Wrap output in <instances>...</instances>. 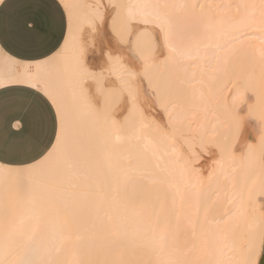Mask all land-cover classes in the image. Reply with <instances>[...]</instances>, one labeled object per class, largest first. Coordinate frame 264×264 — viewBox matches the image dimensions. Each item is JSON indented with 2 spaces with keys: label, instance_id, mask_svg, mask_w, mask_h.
<instances>
[{
  "label": "bare ground",
  "instance_id": "bare-ground-1",
  "mask_svg": "<svg viewBox=\"0 0 264 264\" xmlns=\"http://www.w3.org/2000/svg\"><path fill=\"white\" fill-rule=\"evenodd\" d=\"M70 2L88 4L92 3L93 0H70ZM102 2L107 5L109 0H102ZM124 2L132 4L181 3L186 5L187 7L183 9L167 11L171 15L175 32L181 38V46L189 48L193 52L198 47L202 49L204 45L210 42L213 30L226 29L235 33L237 38L233 43L236 74L212 81L215 83V86L213 84L212 87L210 85L212 83H209L207 78L200 73L198 65L202 64V61L185 60L179 64L172 61L165 62L167 48L164 47L163 33L155 25H149L147 28L140 27L136 25L137 22L139 23V20H137L130 27V30L135 32L132 37L133 50L135 49L138 52L136 48L147 46L149 50L154 48V52H159L161 42L163 50L166 51L165 56H162V62H160L161 58L158 54L160 59L158 58L157 60L159 61L151 60L147 75L143 80L140 77L138 80L136 79L139 87L134 86L138 87L139 91L143 92L145 90L144 92L148 94L146 92L148 88L147 91H150L151 94L154 91H151V89H157L156 84L159 85L158 88L161 86V83H155L159 81V75L163 77L164 74L169 73L164 77L169 76L167 78L170 79L171 84L169 83V86L172 88L169 87V90H167L168 85H165V89L167 91H170V89L181 90L183 87L181 85H185L182 82H185L187 88L182 90L183 93L184 91L186 93L185 96L182 93L181 95L186 97L188 93L191 97L196 98V101L193 102V99H190L191 97L187 94L190 98L187 97L188 100L187 98L185 99L188 101V111L192 110V113L194 111L193 107L197 110L198 106L204 102L211 106L208 102L209 95H207V91L212 90L210 95H212L213 99L210 100L218 97L217 101V98L212 101L214 102V110L212 108L209 111L204 103L207 107V113L208 111L212 112V116L205 114L207 117L200 119V122L198 121L196 125L199 123V126H201L200 130L208 129L206 131L216 134V139L214 137V140H212L218 139L215 144H217L216 148L221 153V156L213 158L214 164L210 165L211 168H207V173H203L202 164L196 159L200 156L195 157L197 152H194V154L191 152V161H194L191 162L188 159L189 154L185 153L186 151H182L184 147H187L184 146L185 140H193L205 134L199 135L198 132L196 134V131H192L194 130L193 126L191 130L193 134H191H196V137L191 136L192 138L188 139L187 136L183 135L185 139L181 137L184 139V142L181 141V145H183L181 149L178 144L173 143L176 139L172 136L173 134L177 136L180 133L185 134L188 130V127L184 126V119H182L183 124H181L185 131L181 127L176 126V128L181 129V132H178V134H171L170 132L168 134L164 129H161L168 134V137L171 135V140L169 137L166 142L167 152L171 154L172 150L175 149L174 158L180 161L182 168L186 166L187 170L183 174L177 170L170 177V184L153 185L152 190L149 191L141 183L140 176L146 169L151 168L156 163V159L151 155L153 147L159 149L157 156H160L165 149V145L161 143V136L156 131V129H160L158 126L161 125L156 121L155 116H151V119L146 117L145 114L148 111L145 110L146 113H144L141 108V105L144 104L142 103L138 106L129 98V101L132 100V103L130 102L132 108L128 104L127 110L132 109L133 112L131 111V113H134V105L138 106V108H135L136 110L140 107L141 113L139 110V114H142L144 123L149 125L148 128L143 130V137L146 138H142L139 141L134 138L136 130L140 127V115L136 117L138 111L135 110L137 112H135V117L138 118L137 121L133 123L136 118L132 117L134 118L132 120L130 116L127 125L123 122L120 124L122 119L119 122L117 117H115L118 121V126L109 130L107 137L113 150V158L119 160L122 171L109 168L108 160L99 146L92 148L90 155L88 154L90 147L96 140V131L85 117L78 126L79 140L85 149V163L79 169L80 175L78 178L72 181L75 187L66 188V182L53 184L46 188L37 187L31 182L27 174L13 175L10 181L0 183V243H4L7 246L6 258L11 260L18 250L26 246L29 238L34 236L41 221L54 215L55 220L65 218L71 220L74 224V248L68 260L90 259L96 264L94 258L100 256L102 260L100 264H185V262L215 264L217 260L232 261L234 264V262L244 258L248 243L255 239L257 246L256 264H260V261L261 264H264V252L260 251L258 243L260 218L264 215V212H262L264 198L252 197L256 189L261 187L264 189V179H262L264 177V154H262L264 123L259 119L260 113L264 111V104L261 103L264 90L260 87L261 81L264 80V58L261 56V53L264 52V9L261 8L262 0H124ZM76 11L85 19L82 25L83 32L85 28H89L87 18L90 15V10L88 8H80ZM112 13V15H115L114 10H112ZM152 26L157 28V30L154 29L156 32L153 31ZM107 27L112 28L110 18ZM111 28H109L110 34H114ZM183 28L185 29L184 31ZM82 32L83 40H86V37L84 38L85 35L91 33L86 31L89 33L86 34L85 32L82 35ZM116 34L115 37L117 38L115 40L120 39L121 35L116 36ZM121 39L126 42L127 46V40L129 39L127 32L123 33ZM211 42L214 43L215 41L211 40ZM140 43L143 44L139 46ZM140 51L141 49H139ZM147 52L149 51L145 50V54ZM128 53L126 52V56ZM135 53L133 55L134 58L138 54L135 55ZM111 54L120 56L115 53ZM142 55H144V52ZM89 60L91 59L89 58ZM123 61L130 66L131 61L129 64L125 60ZM140 64L142 65L141 62ZM143 64L145 66V62ZM15 71V69L6 67L0 62V76ZM19 71H24V69ZM177 80L178 82L179 80L182 81L179 83H182L179 85L181 89L178 87ZM192 82L205 83V88L200 83L192 84ZM154 83L155 87H153ZM226 85L228 86V91ZM248 88L252 90L249 91L247 90ZM135 93H137V90ZM157 93L159 92L157 91ZM161 96L157 98L160 100ZM142 97L144 99L143 94ZM175 99L178 98H173V101L172 99L171 101L174 102ZM164 100L166 99L164 98ZM70 103L71 100L69 99ZM156 104L155 108L158 106ZM161 104H159L160 107ZM171 104L173 105V103ZM172 105L170 106L173 107ZM190 105L193 106L192 109ZM176 108L166 109L168 110L167 112L171 113L169 117L176 120L174 121L175 125H177V117L179 116L180 119L186 113L185 111V113L182 112L184 108H181V111L176 110ZM166 110L163 113L164 115ZM191 112L189 114H192ZM126 113L128 112L125 111L124 116L129 115L130 112L127 115ZM234 116L240 117L238 122L233 118ZM197 117H195V122ZM163 118H166V116ZM166 121H168V118ZM166 121L164 122L166 123ZM155 122H157V125ZM167 125L169 127V124ZM171 127H174L175 130V126L172 125ZM198 127H195V129H198ZM165 129L167 130L168 128ZM169 129L173 130L170 127ZM178 129L177 131H179ZM172 140L173 142H171ZM196 141L199 146L193 143L195 145L194 148L197 146L200 150V143L204 141H201V139L200 142L199 140ZM187 143L186 145H188ZM193 144L191 143V147ZM252 144H254L253 148ZM202 148L204 150V147ZM203 150L201 151L204 154ZM190 151L187 152L190 153ZM192 155L198 164H195L196 161L192 160V158L194 159ZM168 159L169 157L165 156L159 161L161 167L168 163ZM248 173H251L254 178L243 179ZM246 181H248V190L244 191L241 185ZM217 182H219L220 186L218 203L208 209L207 212L203 209L198 211L199 201L197 193L203 191L207 194L210 190L217 188ZM233 184H235V187H233ZM177 188L180 189L181 193H184L183 199L176 194ZM68 193L73 195L69 196ZM241 197L244 198V202L240 204ZM231 199L232 203H227ZM143 203L154 205V208L150 206L146 212H140L141 204ZM241 207L245 212V217L243 219L230 220L229 216L235 217ZM125 208L128 209L126 225L128 235H125L116 226L118 218L124 215L123 210ZM133 211L140 213V216L143 217V223L136 222L132 216ZM21 224L23 225L22 227H20ZM12 225L17 226L18 230L9 235L8 229ZM149 226L154 228L155 237L153 231L149 230ZM161 231L164 232L166 238L163 249H161L158 241V235Z\"/></svg>",
  "mask_w": 264,
  "mask_h": 264
},
{
  "label": "snow or ice",
  "instance_id": "snow-or-ice-1",
  "mask_svg": "<svg viewBox=\"0 0 264 264\" xmlns=\"http://www.w3.org/2000/svg\"><path fill=\"white\" fill-rule=\"evenodd\" d=\"M19 2L20 0H0V62L16 70L0 76V92L15 93L12 104L25 111L27 120L26 125L15 120L9 127L19 131L26 126L27 133L23 137L14 136L10 141L9 147L17 159L9 160L0 156V183L10 181L13 175L27 174L37 187L46 188L65 182L66 188L75 187L72 181L78 178L79 169L85 163V149L78 136V126L85 117L96 131V140L88 154L90 155L92 148L99 146L108 160L109 168L122 171L119 160L113 158L107 132L118 126V121L115 119L116 109L126 104L129 98H135L136 78L138 75L142 80L146 77L151 60L154 58V48L143 55L145 67L140 73L125 64L120 56H113L103 49L101 54L105 57L104 63L100 65L90 63L88 49L91 47L95 50V37L107 28L109 18L113 32L121 36L127 32L129 37L127 47L130 55H134L132 37L135 35L130 27L134 21L139 20L142 27L155 25L163 33L164 47L167 48L165 62L172 61L179 64L185 60L202 61L203 63L198 67L201 75L209 82L236 74L233 42L237 37L234 32L226 29L213 30L210 42L202 49L198 47L195 52L181 46V38L175 32L171 15L167 11L187 7L181 3L132 4L124 0H109L105 5L102 0H93L88 4L72 3L70 0H42L52 21H59L60 36L51 35L46 29L39 27L35 20L17 16L11 31L14 46L18 49L14 50V47L5 40L2 21L5 12L13 10ZM80 8L90 10L87 23L94 37L91 45L86 44L81 36L85 19L76 11ZM261 8L264 9V0ZM112 10L115 11V15H110ZM161 55L164 53L161 52ZM261 56L264 58V52ZM20 69L24 71H19ZM260 87L264 90V80L261 81ZM261 103L264 104V95ZM2 113L3 99L0 98V116ZM131 115L132 113H129L125 116V124ZM233 118L237 122L240 119L239 116ZM177 119L179 120V116ZM259 119L264 123V111L260 113ZM148 127L140 114V127L136 130L134 138L137 141L146 138L143 137V130ZM156 131L161 136V143L165 145V149L160 156H157L159 149L153 147L151 155L156 159V163L140 176L141 183L149 191L152 190L153 185L170 184V177L177 170L181 174L187 170L186 166L182 168L180 161L174 158L175 149L171 154L167 152L168 134L160 129ZM0 150H3V145H0ZM262 154H264V146H262ZM165 156L169 157L168 163L161 167L159 161ZM13 164H19L21 167H12ZM253 178L251 173L243 177L245 180ZM176 194L183 199L184 193H181L179 188ZM68 195L73 194L68 193ZM219 196V182L217 188L207 194L203 191L197 193L199 201L197 210L203 209L207 212L218 203ZM229 203L232 201L230 200ZM150 206L154 208V205L148 203L141 204L140 212H146ZM123 211L124 215L118 218L116 226L128 235L126 231L128 209L125 208ZM132 216L137 223H143V217L139 212L133 211ZM244 217L245 212L241 207L236 216H229V219ZM22 226L21 224L20 227ZM17 230V226H9V235ZM149 230L153 231L155 237L154 228L149 226ZM158 241L163 249L166 243L163 231L159 233ZM258 243L260 251L264 252V215L260 218ZM256 247V240L253 239L247 245L244 258L234 264H256ZM41 249V242L34 241L30 237L23 254L15 260H9L6 258V244L0 243V264H95L90 259L61 261L51 256L42 258ZM215 264H233V262L217 260Z\"/></svg>",
  "mask_w": 264,
  "mask_h": 264
},
{
  "label": "rangeland",
  "instance_id": "rangeland-1",
  "mask_svg": "<svg viewBox=\"0 0 264 264\" xmlns=\"http://www.w3.org/2000/svg\"><path fill=\"white\" fill-rule=\"evenodd\" d=\"M113 13H112V11H110V15H112ZM140 23H136V25L137 26H140V27H142L141 25H139ZM108 28V29H107ZM106 29H103V31H102V33H100L99 35H97L96 37H95V44H96V47H95V50H93L91 47H89V49H88V56H89V58L91 59V60H89V62H92L93 64H96V65H100V64H103L104 63V59H105V57H104V55H102V54H100L101 53V49H106L105 50V52H111V53H115V54H117V55H120V57H122V60H125V62L126 63H130V61H131V63L129 64L130 66H133V68H134V70L135 71H137V73H140V72H142L143 70H144V61H142V60H144L143 59V52H144V55H146L145 54V50H147V51H149V48L146 46V45H143V46H146V47H142V48H136V49H138V52L134 49V51L135 52H137V53H135V55L137 54V57L135 56V58L133 57V55H131L130 56V54L128 53V55L126 56V52H129V49L127 48V46H126V42H124L123 41V39H121L122 38V36L120 37V39H118V40H115L117 37H115V32H114V34H110L111 33V31H109V28H111V27H107ZM152 28H153V31H155V30H157V28L156 27H154V26H152ZM185 28V27H184ZM183 28V31L186 29H184ZM112 29V28H111ZM155 29V30H154ZM85 30L86 31H89V28H85ZM83 31L82 32V35L86 32V31ZM108 30V32H106V31ZM197 30H198V28H197ZM90 32V31H89ZM89 32H86V34L87 33H89ZM156 32V31H155ZM105 33H106V35H105ZM118 34H116V36H117ZM89 36V37H88ZM120 36V35H119ZM86 37V40L84 39L83 41L84 42H86L87 44H89V45H91V43H92V41H93V39H94V37H93V35H92V33H90V34H88V35H85L84 36V38ZM93 37V38H92ZM100 37V38H99ZM107 37V38H106ZM111 37V38H110ZM82 38H83V36H82ZM99 40H98V39ZM107 39V40H106ZM109 40V41H108ZM120 41H122V42H120ZM110 42V43H109ZM120 42V43H119ZM145 43V42H144ZM104 44H106V45H104ZM118 44V45H117ZM123 46H122V45ZM143 43H140L139 44V46L140 45H142ZM114 45V46H113ZM106 46H108V47H106ZM119 48H118V47ZM122 46V47H121ZM160 50H159V52H154V58H153V60L154 61H156L159 57L161 58V60H160V62H162V56H165V54H166V51H164L163 49V47H162V44H161V42H160ZM138 47V46H137ZM162 47V48H161ZM110 48V49H109ZM146 48V49H145ZM124 49V50H123ZM128 49V50H127ZM139 49H141V51L139 52ZM143 49V50H142ZM98 50V51H97ZM103 50V51H104ZM113 50V51H112ZM122 50V51H121ZM161 50H162V52L164 53V55H161ZM121 51V52H120ZM143 51V52H142ZM158 51V50H157ZM142 52V53H141ZM141 53V55H139ZM148 53V52H147ZM123 54V55H122ZM159 55V57H158V55ZM101 55H102V57H101ZM138 56H140V57H138ZM126 57V58H125ZM142 57V58H141ZM124 58V59H123ZM137 58V59H136ZM159 58V59H160ZM164 58V57H163ZM130 59V60H129ZM157 61H159V60H157ZM140 62L142 63V65L140 64ZM99 63V64H98ZM132 64V65H131ZM135 65V66H134ZM141 65V66H140ZM143 66V67H142ZM141 68V69H140ZM163 68V67H162ZM140 71H139V70ZM142 70V71H141ZM161 70H163V69H161ZM160 70V71H161ZM167 71V70H166ZM161 73L163 74V72L161 71ZM160 73V74H161ZM164 73H166V72H164ZM166 74H169V73H166ZM166 74H164V76L166 75ZM163 76V77H164ZM140 76L138 75L137 76V80H138V78H139ZM161 77L160 75H159V81H157V82H155V83H161V86H160V88H158L159 87V85H157L156 84V88L157 89H155V88H153V89H151V91L152 90H154L151 94H150V91H147V89H146V92H148V94L147 93H145L144 91V93L143 92H141V91H139V89H138V87H139V85L137 84V80L135 81V85L136 86H138L137 88H136V90H137V93H135L134 94V96H135V98L134 99H132V98H130V99H132L133 101H134V103L135 104H138V106H140L142 103L144 104V105H146V106H144V105H141V108H142V111L144 112V113H146V111H148L147 113H148V116H147V113L145 114V116L146 117H154V118H156V121L161 125V126H163V128H161V126H158L159 128H160V130L161 129H164L168 134L171 132V134H173V133H177L178 134V132H181L180 130L181 129H183L184 127H183V122H182V119H184L183 121H184V126L185 127H188V130L185 132V134L184 133H180L179 134V136H177L176 134H173V136L172 137H174L175 139H176V141H179V142H173V140L171 141V142H173V143H176V144H178V146L181 148L183 145H181V141L182 142H184V137L185 136H187V138L189 139V138H192L191 136H194V137H196V134H197V132H198V134L200 135V134H205V135H203V136H199L198 138H194L193 140H190L189 139V141H190V144H189V141L188 140H185L186 142H184L185 143V145L184 146H187L185 149L183 148V151L182 152H185V153H188L189 155H188V159H190V161H191V152L194 154V152H197L196 153V155H195V157L197 156V157H199V158H196L197 159V161H199L200 163V165H201V167H202V171H204L203 173H207V168H211V166L214 164V161H213V158H215V157H219V156H221V153L217 150V148H216V146H217V144H215L216 142H218L217 140H215V141H213L214 140V137H215V139H216V134H213V133H211V132H209V131H206V130H208V129H204V130H200V128H201V126H199V123H198V125H196L197 124V122L199 121L200 122V119L202 120V119H204V117H207V116H205V114L206 115H208V114H210V115H208V116H212V112H209V111H211V110H209V109H212L213 107H214V102H212V101H214L216 98V101L218 100V97H215L214 98V100H210V99H213V97H212V95H210V94H212V90L211 91H207V95H209L208 97V102H209V104H211V106L209 105H207L205 102V104L207 105V107H208V113H207V107H206V105L203 103L202 105H200V106H198V108L201 110H199L198 108H197V110H196V108H194L193 106H191L190 108L192 109V107H193V109H194V111H193V113L191 112V111H188V109H189V107H188V98H190L191 97V95H189L188 93V95L190 96V97H188V95L186 94V97H184L185 96V93H186V91H184V93H183V90L185 89L186 90V88H187V84L185 83V82H182L181 80H179V82H178V80H177V83H178V87H179V85H181L182 83H184L185 85H181V87H182V89L181 90H172V89H170V91H167V90H169V83L171 84V81H170V79L169 78H167V77H169V76H166V77ZM180 82H182L181 84H179ZM138 83H139V81H138ZM155 83H154V86L153 87H155ZM163 83H168V84H163ZM196 83H200V82H192V84H196ZM210 83V82H209ZM212 84H210V85H212V87H213V84H214V86H215V83H213V82H211ZM190 84V83H189ZM192 84H191V86H192ZM200 84H202V86L205 88V83H200ZM165 85H168L167 87H168V89L166 90L165 88H166V86ZM210 85H209V87H210ZM163 86V88H161ZM165 86V87H164ZM190 86V85H189ZM177 87V88H178ZM170 88H172V87H170ZM207 88V87H206ZM211 88V87H210ZM209 88V89H210ZM226 88H227V91H228V86L226 85ZM226 88H225V90H226ZM162 89H165V90H162ZM175 89H176V87H175ZM212 89V88H211ZM135 90V91H136ZM156 90V91H155ZM159 92V93H157L156 94V92ZM172 91V92H171ZM182 91V92H181ZM140 93V94H139ZM161 93V94H160ZM175 95H174V94ZM180 93V94H179ZM181 93H182V95H184V96H182L181 95ZM142 94H143V96H144V99H143V97H142ZM155 96H154V95ZM158 94H160V95H158ZM139 95H141V96H139ZM149 95V96H148ZM161 95H163V96H161ZM139 96V97H138ZM158 96H161V98H160V100H159V98H157ZM166 96V97H165ZM169 96V97H168ZM175 96V97H174ZM142 99H141V98ZM152 97V98H151ZM154 97H156V98H154ZM166 99V100H164V98ZM188 97V98H187ZM210 97H212V98H210ZM155 100H154V99ZM168 98H169V100L171 101V99H172V101H173V98H178V99H175L174 100V102H170L169 100H168ZM187 98V100H185ZM161 99H162V101H161ZM181 101H180V100ZM190 99H193L192 101L194 102V101H196V98L195 97H191ZM132 100H130L129 101V99H128V101H127V103L125 104V105H122V106H120V107H118V109H116V113L118 114H116V116L115 117H117V119H118V121L119 120H121V122H120V124L123 122L124 123V118H125V109H128V104H130V107H131V103H132ZM143 100V101H142ZM178 100V101H177ZM210 100V101H209ZM140 101H142V102H140ZM145 101V102H144ZM165 101V102H164ZM131 102V103H130ZM157 104H156V103ZM159 102V103H158ZM180 104H179V103ZM190 102H191V100H190ZM140 103V104H139ZM160 103H162L161 104V107L164 105V107H160ZM171 103H173V105L171 104ZM178 103V104H177ZM155 104H156V108L154 107L155 106ZM166 104V105H165ZM182 104V105H181ZM187 104V105H186ZM170 105H172L173 107H174V109L176 108V106H178L177 108H176V110L178 109V110H180L181 111V108H184V109H186V110H184V109H182V112L183 113H185L184 114V117L182 116L179 120H177V125H175V122L174 121H176V120H174L173 118H171V117H169V116H171V113L170 112H167L168 110H166V109H168V108H172L173 109V107H171ZM187 107H186V106ZM124 106V107H123ZM135 107H133V109H134V113H132V115H131V117L130 118H132V117H135L136 116V114H135V112L136 111H138V113H137V116L136 117H139V110H140V113H141V108L139 107V109H135V108H138V106L137 105H134ZM137 106V107H136ZM143 106H144V108H143ZM205 106V107H204ZM148 107V108H147ZM197 107V106H196ZM123 108V109H122ZM132 108V107H131ZM145 108H147V109H145ZM153 109V110H151V109ZM158 108V109H157ZM163 109V110H161V109ZM205 108V109H204ZM151 111H150V110ZM136 110V111H135ZM146 110V111H145ZM166 110V113H165V115L163 114L164 113V111ZM196 110V111H195ZM205 110V111H204ZM213 110H214V108H213ZM118 111V112H117ZM131 111L133 112V110L131 109V110H127V112L129 113H131ZM163 111V112H162ZM185 111V112H184ZM198 111H200V112H198ZM203 111H204V113H203ZM162 112V113H161ZM192 113V114H189V113ZM197 114H196V113ZM206 112V113H205ZM128 113H126V115L128 114ZM149 113H150V115H149ZM168 113V114H167ZM169 113H170V115H169ZM188 113V115H186ZM133 114H135L134 116H133ZM199 114V115H198ZM204 114V115H203ZM163 115V116H162ZM168 115V116H167ZM194 115H196V116H194ZM122 116V117H121ZM128 116V115H127ZM164 116H166V118H163ZM187 116V117H186ZM198 116V117H197ZM203 116V117H202ZM135 117V118H136ZM187 119H186V118ZM193 117H194V119H193ZM195 117H197L196 119V122H195ZM167 118H168V121H166L167 120ZM116 119V120H117ZM137 119L138 118H136V120H134V118H132V120H134L133 121V123L135 122V121H137ZM151 119V118H150ZM165 119V120H164ZM170 119V120H169ZM173 119V120H172ZM186 119V120H185ZM129 120V119H128ZM131 120V121H132ZM187 120H188V122H187ZM164 121H166V123L167 124H169V127L170 128H173V130H174V127H171L172 125L173 126H175V130L174 131H176V132H174L172 129H169V127H168V125L164 122ZM170 121H172L171 123H170ZM178 121H179V125H178ZM157 122H155V124L157 125ZM182 123V124H181ZM186 123H188L187 124V126H186ZM192 123H195V124H192ZM170 124H171V126H170ZM123 125V124H122ZM127 125V124H126ZM180 125H182V126H180ZM176 126L177 127H181V129H178V128H176ZM194 126V130H192L193 127ZM199 126V127H198ZM195 127L197 128L198 127V129H195ZM165 128H168L167 130L165 129ZM177 129L179 130V131H177ZM191 130L192 131H196V134H194V135H192L193 133L191 132ZM183 131H185L184 129H183ZM199 131H201V132H199ZM207 133H206V132ZM203 132V133H202ZM205 132V133H204ZM210 134H209V133ZM192 133V134H191ZM176 135V136H175ZM183 135H185V136H183ZM210 135H213V136H210ZM171 135H169V137H170ZM210 136V137H209ZM181 137H183V138H181ZM208 137V138H207ZM213 137V138H212ZM182 140H181V139ZM204 138V139H203ZM173 139V138H172ZM174 139V140H175ZM200 139H201V141L203 140L204 142L202 143H200L201 145H200V150L197 148V146H199V143L197 144V141L196 140H199V142H200ZM213 139V140H212ZM169 140V139H168ZM170 140H171V137H170ZM205 140H208V141H205ZM187 141H188V143H187ZM206 142H208V143H206ZM179 143H180V145H179ZM184 143H182V144H184ZM186 143L188 144V145H186ZM191 143L193 144H197V146H196V148H194L195 147V145L193 144V148L191 147ZM211 145H213V146H211ZM215 145V146H214ZM189 146H190V149H189ZM252 146V148L254 147V144H252L251 145ZM202 147H204V150H203V148ZM211 147H213L214 148V150H213V148H211ZM181 148V149H182ZM188 148V149H187ZM192 148V149H191ZM202 148V149H201ZM243 148H245L244 146H243ZM197 149V150H196ZM190 150H194V151H190ZM201 150H203L205 153L203 154L202 153V151ZM211 150V151H210ZM187 151H190V153L189 152H187ZM240 153H242V152H240ZM257 154H259V153H257ZM185 155V154H184ZM190 156V157H189ZM186 157H187V154H186ZM192 157H194L193 155H192ZM195 157H194V159L192 158V160H195ZM199 159V160H198ZM196 161V160H195ZM196 161V162H197ZM191 162H194V161H191ZM195 162V164H198V162L196 163ZM211 162V163H210ZM211 165V166H210ZM203 166H204V170H203ZM207 170V171H206ZM248 181H246V182H244L242 185H241V187L243 188V190L244 191H246V190H248ZM258 197V198H264V189L261 187V188H259V189H256L255 191H254V193H253V195H252V197ZM241 202H240V204L242 203V202H244V198L243 197H241ZM229 201L230 200H228L227 201V203H229ZM231 201H232V199H231ZM230 204V203H229ZM54 215H52L51 216V218H49V219H44V220H42L41 221V223L38 225V227H37V229H36V232H35V234H34V236L32 237V240H34V241H40L41 242V244H42V249H41V257L42 258H48L49 256H51L52 258H55V259H57V260H61V261H63V260H68L69 259V257H70V255H71V252H72V249L74 248V240H75V237H74V224H73V222L71 221V220H68V219H57V220H55L54 219ZM24 250H25V246L23 247V248H21L20 250H18L17 251V253L11 258V260H15V259H17L20 255H22L23 254V252H24ZM95 260H96V264H100V262L102 261L101 260V257L100 256H98L97 258H94Z\"/></svg>",
  "mask_w": 264,
  "mask_h": 264
},
{
  "label": "crops",
  "instance_id": "crops-1",
  "mask_svg": "<svg viewBox=\"0 0 264 264\" xmlns=\"http://www.w3.org/2000/svg\"><path fill=\"white\" fill-rule=\"evenodd\" d=\"M17 16L35 20L39 27L46 29L51 35L55 37L60 36L59 21H52L46 12L42 0H20L19 4L13 10L5 12L2 21L5 40L10 46L14 47V50L18 49L14 46L11 31L15 26ZM14 95L15 93L12 91L0 92V98L3 99V113L0 116V145H3V150H0V156L9 160L17 159L9 147L10 141L14 136L23 137L27 133L26 126L19 131L9 127L15 120H19L22 125H26L27 120L25 111L13 106L12 100ZM12 166L21 165L13 164Z\"/></svg>",
  "mask_w": 264,
  "mask_h": 264
}]
</instances>
